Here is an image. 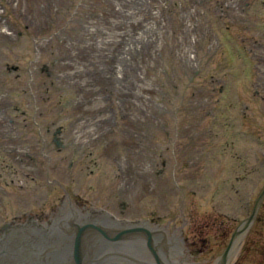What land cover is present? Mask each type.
<instances>
[{"label":"rangeland","instance_id":"1","mask_svg":"<svg viewBox=\"0 0 264 264\" xmlns=\"http://www.w3.org/2000/svg\"><path fill=\"white\" fill-rule=\"evenodd\" d=\"M1 1L6 3L8 15L12 12L14 23L9 20V26L19 30L27 27L30 36L17 39L9 36L0 18V106L2 101L19 106L8 110L19 122V128L14 126L13 132L17 129L21 133L19 143L25 137L38 155L35 166L39 178L34 179L23 162L2 148L14 142L12 133L4 138L6 131H0V223L12 218L21 205L36 204L38 209L37 206L48 201L52 206L68 190L94 205H108L117 213L124 208L125 201L130 218H144L156 211L164 225L174 220L181 226L186 221L183 235L191 251L189 261L215 264L264 187V0H239L237 6L227 4L229 0L204 1L212 28L209 35L206 28L198 31L200 35L203 33L197 54L202 64L193 77L175 50L180 42L183 8L172 3L168 10H162V17L171 16L172 22V34L163 47L170 72L162 77L169 111L163 115L167 126L158 136L167 165L161 160L162 173L156 175L158 188L149 194L147 181L136 191L139 180L135 172L129 176L127 187L123 186L118 159L123 155L125 143L129 145L133 140L121 131L111 136V147L106 151H102L105 148L102 145L88 150L94 151L91 162L72 148L63 152L48 149L52 155L48 164L41 151L43 138L47 147L55 146L53 133L46 134V127L54 131L60 123L68 125L66 118H75L76 114L71 113L73 109L64 108L55 85L47 88L51 82L47 70L37 69L33 83L27 69L32 58L38 59L36 48L41 50L42 63L52 62L47 37L55 29L50 27L41 7L42 0H19L18 4ZM191 1L183 0L184 9ZM217 35L221 36L220 44L213 40ZM185 46H190L188 37ZM10 65H18L20 70L10 69ZM32 90L42 105L39 110H43L37 118L29 103ZM1 91L11 98L2 99ZM67 153L69 157L62 164V155ZM48 166L49 182L40 179ZM62 176L64 184L55 187L52 180ZM13 178L17 179L15 183ZM260 215L244 237L233 264H264V205ZM165 254L168 258L169 252Z\"/></svg>","mask_w":264,"mask_h":264},{"label":"flooded vegetation","instance_id":"2","mask_svg":"<svg viewBox=\"0 0 264 264\" xmlns=\"http://www.w3.org/2000/svg\"><path fill=\"white\" fill-rule=\"evenodd\" d=\"M44 150L47 148L45 147V145L43 146ZM32 158H34V156H32ZM33 169V168H32ZM43 173H46L45 176H47L49 178L50 175V171L47 170L46 172L43 170ZM60 204L57 206L56 209L53 210V212L51 214H47L46 213V209L49 207L48 201H45L42 204V207L39 208L40 211H34V209H29L28 211H26V215L27 217L31 218V216H35L36 218H38V221H42L41 223L46 222V220H51L52 217L54 216V214H63L64 212H66L67 208L69 210H78L79 214L81 216H89L92 219L95 218H100L101 220H107V214H105L104 212L100 211V209H96L93 207H89L86 203L82 202L80 200V198H76L75 201H71L68 198H64V199H60ZM54 208V207H53ZM124 212V210H123ZM28 218V220H30ZM32 221V220H30ZM149 232H152V230L148 229ZM176 235L174 238V241L178 244L183 243L185 240L184 238L179 234L178 230H175ZM157 235V234H156Z\"/></svg>","mask_w":264,"mask_h":264},{"label":"water","instance_id":"3","mask_svg":"<svg viewBox=\"0 0 264 264\" xmlns=\"http://www.w3.org/2000/svg\"><path fill=\"white\" fill-rule=\"evenodd\" d=\"M263 199H264V191H263V193L261 194L260 198L258 199L257 204H256V207H255L253 213L250 215L249 218L246 219V222H247V224H248V225H247L248 227H250L251 223H253V221L255 220V218H256V216H257V213H258V211H259V208H260V206H261V203H262ZM248 227H247V228H248ZM231 244H232V243H231ZM231 244H230V246H231ZM230 246L228 247L227 252L229 251ZM40 264H41V263H40ZM44 264H47V263H44ZM65 264H68V263H65Z\"/></svg>","mask_w":264,"mask_h":264},{"label":"bare ground","instance_id":"4","mask_svg":"<svg viewBox=\"0 0 264 264\" xmlns=\"http://www.w3.org/2000/svg\"><path fill=\"white\" fill-rule=\"evenodd\" d=\"M240 235H241V234H240ZM239 237H240V236H238V238L236 239V242H235L234 245H233L232 252L234 251V249L236 248V246H237V244H238ZM227 260H228L227 258H225V259H223V260L221 259L220 262H221V263H226Z\"/></svg>","mask_w":264,"mask_h":264}]
</instances>
